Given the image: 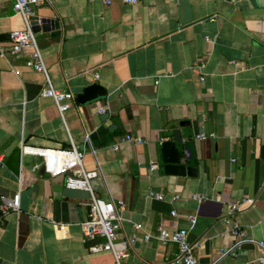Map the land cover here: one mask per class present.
I'll return each instance as SVG.
<instances>
[{
	"label": "crops",
	"instance_id": "obj_1",
	"mask_svg": "<svg viewBox=\"0 0 264 264\" xmlns=\"http://www.w3.org/2000/svg\"><path fill=\"white\" fill-rule=\"evenodd\" d=\"M12 4L0 0L1 46L23 27ZM34 16L58 21L57 30L34 37L52 87L75 104L61 116L40 95L43 76L25 66L30 49L0 56V196L20 195L19 211L0 219V264H115L110 254L89 255L82 242L89 193L66 189L65 175L49 176L40 157L22 152L72 145L86 170L101 173L90 181L92 194L124 207L118 239L136 236L121 264H179L176 245L143 241L159 225L188 230L198 264L260 257L251 243L225 254L235 243L225 221L264 242V0H51ZM91 85L106 97L79 104ZM177 129L195 143V178L152 169L160 143ZM124 135L140 142L114 151ZM17 147L15 176L5 162ZM246 199L253 204L230 210Z\"/></svg>",
	"mask_w": 264,
	"mask_h": 264
},
{
	"label": "built area",
	"instance_id": "obj_2",
	"mask_svg": "<svg viewBox=\"0 0 264 264\" xmlns=\"http://www.w3.org/2000/svg\"><path fill=\"white\" fill-rule=\"evenodd\" d=\"M104 5L109 6L113 0H101ZM125 5H136L143 0H119ZM51 0H13L12 10L18 15L23 22L21 29L14 30L10 33V42L7 46L0 45V56L17 57L23 49H30V54L25 61V66L43 76L45 85L40 95L44 98L53 100L58 113L62 116L70 106L75 104V97L71 93H64L55 90L52 87L48 71L46 69L43 57L37 47L34 33L30 25V18L35 15V9L43 4H50ZM97 79L98 75L95 74ZM103 112V109H99ZM213 137L214 135H210ZM198 138L205 140L207 136L201 134ZM128 142H140L131 135H124L112 146L114 151L119 149L120 144ZM22 152L41 158L43 170L51 177L65 175V188L68 190H81L89 193V199L83 203L87 208V218L79 223L82 242L87 244L89 255L110 254L115 264H121V260L129 256V251L135 241L136 236L132 235L128 238L118 239V230L122 221V205H115L112 199L104 201L96 198L91 191L90 181L100 176L98 169L88 171L83 164L84 154L73 145L67 150H42L35 148H22ZM0 166L4 167V162L0 160ZM155 199L163 200L162 196L156 195ZM253 204L252 199H246L240 203L230 206L231 211H238L241 206H250ZM20 208V195L15 193L11 197L0 196V219L4 218L11 212H18ZM175 216V212L170 213ZM195 217L190 218V224L193 226ZM228 232L235 238L233 247L225 254L231 253L235 255V250L244 243H251L257 246L263 254L248 262L247 264H264V242H255L250 239L245 231L237 222L225 221ZM136 229H140L137 225ZM154 237L162 244L172 243L177 247L176 262L179 264H198L195 256L196 243L188 240V230L174 229L169 230L159 225L155 234H144L143 241L148 242ZM98 238H102V242H97ZM224 254V255H225Z\"/></svg>",
	"mask_w": 264,
	"mask_h": 264
},
{
	"label": "water",
	"instance_id": "obj_3",
	"mask_svg": "<svg viewBox=\"0 0 264 264\" xmlns=\"http://www.w3.org/2000/svg\"><path fill=\"white\" fill-rule=\"evenodd\" d=\"M32 32L35 34L39 31H48L50 28H59L57 20L39 19L37 16L30 18ZM4 36H1L3 38ZM106 97V91L97 85L89 86L84 93L77 96L79 104H88L98 99ZM106 116V113H105ZM188 126L187 122H180L179 127ZM21 150L15 148L5 162V166L10 172L18 176L20 168ZM159 164L163 166V171L166 175H175L181 177L195 178L198 174L196 169L197 155L194 142H184L180 130L172 132L171 140L162 141L158 156L151 161L152 169L158 170ZM242 260H246L243 258Z\"/></svg>",
	"mask_w": 264,
	"mask_h": 264
}]
</instances>
